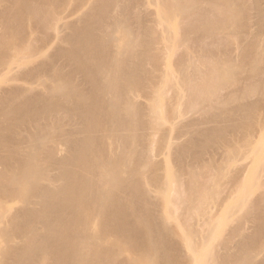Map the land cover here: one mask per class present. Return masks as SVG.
Returning a JSON list of instances; mask_svg holds the SVG:
<instances>
[{"label":"bare ground","instance_id":"obj_1","mask_svg":"<svg viewBox=\"0 0 264 264\" xmlns=\"http://www.w3.org/2000/svg\"><path fill=\"white\" fill-rule=\"evenodd\" d=\"M263 132L264 0H0V264H264Z\"/></svg>","mask_w":264,"mask_h":264},{"label":"rangeland","instance_id":"obj_2","mask_svg":"<svg viewBox=\"0 0 264 264\" xmlns=\"http://www.w3.org/2000/svg\"><path fill=\"white\" fill-rule=\"evenodd\" d=\"M179 34H180V33H179ZM176 35L179 36L178 34H176ZM196 115H197V114H196ZM196 115H195V116H196ZM165 125H166V124H165ZM174 131H175V130H174ZM171 132H172V133H171V136H172V135H173V130H172ZM174 133H175V132H174ZM175 134H176V133H175ZM175 134H174L173 136H175ZM262 134H263V135H262V137H263V136H264V132H263ZM158 145L160 146L161 144H158ZM155 148L157 149L158 147L155 146ZM155 148H154V149H155ZM161 154H162V153H161ZM161 154L158 155L157 159L160 158ZM262 155H264V145L262 146V150H261V156H262ZM161 157L163 158L162 161H163V162H166V161H165V160H166V156L163 157V155H162ZM164 158H165V159H164ZM160 159H161V158H160ZM257 162H258V161H257ZM234 166H235V164H232V166H230V167H231V168H232V167L234 168ZM261 178H262V180L264 181V175H263ZM256 189L258 190V188H255L254 191H253V195H252V196H254V195L259 191V190L257 191ZM255 190H256V191H255ZM254 193H255V194H254ZM221 196H222V193L220 192V193H219V196L216 197L215 201H219V200H220L219 198H221ZM235 200H236V198L233 199V200H231V201H229V203H228V204H225V205H226V206H227V205L229 206L230 204L234 203ZM215 201H214V202H215ZM212 202H213V201H212ZM226 206H225V207L223 206V207L226 208ZM223 207H222V208H223ZM224 208H223V209H224ZM228 208H229V207H228ZM228 208H227V209H228ZM230 221H231V220H230ZM230 221H227V223L230 222ZM227 223H226V221H225V224H226V225H225V226L223 225V226H224V227H227ZM228 224H230V223H228Z\"/></svg>","mask_w":264,"mask_h":264}]
</instances>
